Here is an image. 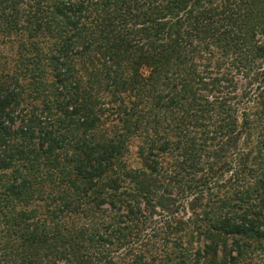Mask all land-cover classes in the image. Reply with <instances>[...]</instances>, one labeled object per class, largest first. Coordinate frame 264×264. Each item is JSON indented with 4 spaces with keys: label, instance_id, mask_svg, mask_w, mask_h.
Segmentation results:
<instances>
[{
    "label": "trees",
    "instance_id": "trees-1",
    "mask_svg": "<svg viewBox=\"0 0 264 264\" xmlns=\"http://www.w3.org/2000/svg\"><path fill=\"white\" fill-rule=\"evenodd\" d=\"M0 264H264V0H0Z\"/></svg>",
    "mask_w": 264,
    "mask_h": 264
},
{
    "label": "rangeland",
    "instance_id": "rangeland-1",
    "mask_svg": "<svg viewBox=\"0 0 264 264\" xmlns=\"http://www.w3.org/2000/svg\"><path fill=\"white\" fill-rule=\"evenodd\" d=\"M6 51V50H5ZM13 66L12 64L10 65H5V70L4 72L6 73H10V75L14 72L13 70ZM135 151V144H131L130 146V151H129V155L127 157V162L130 166H132L133 168H137L139 167V163H138V159L136 158V155L134 154Z\"/></svg>",
    "mask_w": 264,
    "mask_h": 264
}]
</instances>
